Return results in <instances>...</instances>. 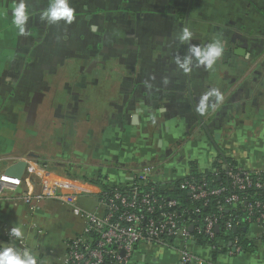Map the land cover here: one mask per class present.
<instances>
[{
    "label": "crops",
    "instance_id": "1",
    "mask_svg": "<svg viewBox=\"0 0 264 264\" xmlns=\"http://www.w3.org/2000/svg\"><path fill=\"white\" fill-rule=\"evenodd\" d=\"M68 2L73 21L48 24L40 16L56 0H25L21 35L12 23L18 0H0V175L24 161L29 181L4 193L0 236L19 226L28 241L45 206L31 211L21 195L38 191L41 179L71 186L74 200L94 198L93 212L98 182L123 187L149 165L168 192L211 173L217 159L264 170V0ZM182 28L190 41L179 40ZM216 39L222 56L197 66L190 47ZM14 200L27 219L13 220L6 201ZM256 244L255 254L238 257L194 251L211 264H264Z\"/></svg>",
    "mask_w": 264,
    "mask_h": 264
},
{
    "label": "built area",
    "instance_id": "2",
    "mask_svg": "<svg viewBox=\"0 0 264 264\" xmlns=\"http://www.w3.org/2000/svg\"><path fill=\"white\" fill-rule=\"evenodd\" d=\"M154 171V165L143 167L123 187L98 182L94 192L97 209L93 212L76 205L74 189L53 178L41 179L39 190L24 192L21 201L31 211H38L44 200L61 201L70 207L73 216L83 219L81 234L65 242L63 258L55 264H146V261L157 264V259L150 261L145 252L137 258L133 256L139 252L137 249L151 247L175 252L177 261L172 264H211L195 249H204L212 257L242 255L236 239L228 243L225 253H217L210 246L196 245L194 232L213 239L218 230L243 228L246 237L254 238L253 244H264V170H248L217 159L212 170L219 182L215 186L214 181L195 177H187L175 186L174 193L187 195L190 204L186 207L176 197L162 194L152 180ZM22 184L29 185L28 179L0 175V199L5 192H15ZM207 208L212 211L204 215ZM230 211L235 213L228 215ZM37 229L30 225V230ZM9 231L0 236V250L14 246L21 254L27 249L36 257L23 236L11 238ZM36 258L37 264H44Z\"/></svg>",
    "mask_w": 264,
    "mask_h": 264
},
{
    "label": "rangeland",
    "instance_id": "3",
    "mask_svg": "<svg viewBox=\"0 0 264 264\" xmlns=\"http://www.w3.org/2000/svg\"><path fill=\"white\" fill-rule=\"evenodd\" d=\"M84 195L87 194L76 196V199L73 200L76 205L90 210L95 200L94 198H84ZM5 197L6 194H3L2 198ZM6 202L12 205L13 220L20 221L23 217L27 219V217H25L26 211L23 209L20 202L17 200ZM42 203L45 207L38 217V229L33 233H27L26 239L28 240L27 242L32 252L41 258L43 263L55 264L63 258L67 239L81 234L83 230V219L73 216L70 207L64 202L49 199L44 200ZM38 230L41 232L38 233ZM246 238L251 243L255 242L252 236ZM254 245L257 246V244ZM137 250H139V252L134 253V258H137L145 252L150 261L154 258L157 259V264H172L177 261V255L173 251H164L157 247ZM146 264H149L148 261H146Z\"/></svg>",
    "mask_w": 264,
    "mask_h": 264
},
{
    "label": "clouds",
    "instance_id": "4",
    "mask_svg": "<svg viewBox=\"0 0 264 264\" xmlns=\"http://www.w3.org/2000/svg\"><path fill=\"white\" fill-rule=\"evenodd\" d=\"M74 9L69 6L68 0H56L53 7H48L40 16L42 21L48 24H54L61 20L70 24L74 18ZM12 23L19 30L21 35L25 34V25L29 19V13L26 8L25 0H18L13 12H12ZM47 17V20H45ZM92 30H95V25L92 26ZM181 43L190 41L192 38V33L188 28H182L181 34L178 37ZM223 42L216 39L214 42L208 44L206 47L201 48L196 45H192L189 49L192 56L197 60V66L204 65L207 68H211L212 65L222 56ZM190 60L185 61V63L180 64L177 58L178 67L181 68L185 73L191 71L188 67ZM210 95H214L217 100H222V94L219 90H213ZM207 95L200 102L198 106V111L203 114L206 108L205 101L207 100ZM9 236L11 238L19 239L23 236V231L21 227L15 226L11 227L9 231ZM0 264H37V258L31 254L30 251L25 249L21 254L16 250L14 246L5 247L0 250Z\"/></svg>",
    "mask_w": 264,
    "mask_h": 264
},
{
    "label": "trees",
    "instance_id": "5",
    "mask_svg": "<svg viewBox=\"0 0 264 264\" xmlns=\"http://www.w3.org/2000/svg\"><path fill=\"white\" fill-rule=\"evenodd\" d=\"M224 161L230 165L234 164L232 161H228V160H224ZM214 170H216V169H214ZM199 178H202L207 182L214 181L213 186H215L216 184L219 183L217 181V179L214 177V175L212 174V172L207 173L205 176H202ZM158 188L161 189V192L163 195H168V196H172V197L174 196L177 199H179L182 206L186 207L190 204L189 201L187 200L188 198H187V195L185 193H182V192L181 193H174L173 191L168 192V191L163 190L159 186H158ZM103 189H105V188H103ZM210 211H212V209L207 208L203 211V214L206 215ZM234 213L235 212L230 211L228 213V215L234 214ZM224 215L226 216V214H224ZM246 234H247V232L242 228L240 230L230 231V232H223V231L218 230V231H216L213 239H209L204 234H202V233L197 234L196 232L193 233V236H194V239H195L194 241H195L196 245H198V246H210L213 249H215L217 251V253H219V252L225 253L228 250V243L233 242L236 239L238 241V245L241 249L242 254H249V255L255 254L257 252V247L253 243L248 241V239L246 238Z\"/></svg>",
    "mask_w": 264,
    "mask_h": 264
},
{
    "label": "water",
    "instance_id": "6",
    "mask_svg": "<svg viewBox=\"0 0 264 264\" xmlns=\"http://www.w3.org/2000/svg\"><path fill=\"white\" fill-rule=\"evenodd\" d=\"M25 170L26 163L24 161H19L14 165L8 167V169L5 171V175L21 179L25 174Z\"/></svg>",
    "mask_w": 264,
    "mask_h": 264
}]
</instances>
